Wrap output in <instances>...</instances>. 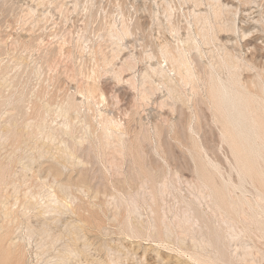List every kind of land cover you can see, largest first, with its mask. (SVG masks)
<instances>
[{"label":"rangeland","instance_id":"obj_1","mask_svg":"<svg viewBox=\"0 0 264 264\" xmlns=\"http://www.w3.org/2000/svg\"><path fill=\"white\" fill-rule=\"evenodd\" d=\"M220 1L0 0V240L11 246L0 241V264H264L261 224L228 231L198 189L194 162L237 184L232 195L264 225L259 188L241 186L212 118L214 130L196 128L194 94L161 56L203 28L199 15L219 26ZM256 2L228 22L242 15L261 29ZM239 37L221 34L240 57ZM219 46L193 53L208 64ZM160 62L189 117L172 112L152 71Z\"/></svg>","mask_w":264,"mask_h":264},{"label":"bare ground","instance_id":"obj_2","mask_svg":"<svg viewBox=\"0 0 264 264\" xmlns=\"http://www.w3.org/2000/svg\"><path fill=\"white\" fill-rule=\"evenodd\" d=\"M196 1L197 4L200 2V0ZM209 1L210 0H208V2ZM238 1L240 4L237 3L236 0H222L217 3L216 7H212L214 8L213 15H215L216 19H219L222 16L226 17L222 18L223 22L220 23L219 26H217V22L215 24L211 22L207 14H204L203 16L199 15V17L196 19V22L199 24V22L202 21L203 28H201V30L200 28H197L196 33L194 34L190 31H186L189 32L187 41L183 40L184 44L182 46L178 44L177 48L174 47L172 49L161 50V56H164L167 65L171 69L170 71L175 72L176 80L182 83L183 87L190 86L191 92L194 94V110L191 113H195L197 117V121H195L196 128L200 130L208 126L211 128V130H214L210 123V119L212 118V123H214L221 132L222 141L230 146L232 152L234 153L235 159L239 164L238 176L240 178L241 186H243L245 182L252 183L255 185V187L259 188V195L256 198L258 201V207L262 209L264 208V36L262 35L264 33V22L261 21L260 18L254 19L255 23L259 24L263 22L262 28L260 29L252 23H246L245 19L241 15L239 18V25L237 26L235 22L237 15L239 12L242 13L246 11L243 10L241 6L249 5L253 2L258 4L256 0ZM262 1L264 0H261V2ZM213 4L215 5V3ZM260 6H263L262 3L259 4V7ZM251 14H254V12ZM261 14H264V9ZM229 15L234 16L235 20L231 21V24L227 20V16ZM147 22L148 21H146V25ZM143 26L144 24H139V27ZM174 29L175 27L173 26L172 31ZM222 33H239V38H242V41H240L239 44V40H237V46L239 49L245 52L244 55H241L240 57L236 56L234 52L237 51L238 48H234L233 50L229 49V47L226 46V43L231 40H229L227 35L226 38H228V41H225V43L224 39H221ZM126 34L127 33L124 32V35ZM259 40H261V44ZM201 44L208 46L210 44H214L216 47L217 44H220L219 50H222V53H218L215 56L213 55L212 57H214L215 61L212 60V62L205 64L200 60V57L202 58L200 54H194V51H198V53L200 52L203 54ZM152 71L156 75L163 77V79L161 78L159 80L160 84H162L167 89L169 97L172 99L174 98L173 103L171 104L172 112L177 111L179 112L180 116H188L187 111H185L183 107L177 108L175 106L177 102H182L183 105L186 106L184 103H187V101L182 96H180V98L174 97L175 95L173 92H177V88L174 87H177L178 85L176 84L174 87L171 85L173 84L172 78L168 77L167 79H164L167 77L168 71L165 72L163 70L162 62L159 63L158 68H152ZM224 71L226 76L222 77L221 74L224 73ZM202 86L205 87L204 91L206 93V97L203 96L204 94H201L203 91L201 89ZM191 123L192 122H190V124ZM211 130L210 132H212ZM216 138L218 137L216 136ZM194 147L198 152L202 150V147L198 143L194 142L193 148ZM193 156L196 160L195 155ZM194 164L199 184L198 189L201 188L199 190H201V192L204 194L206 193L204 198H210L212 203V207H210L212 209V216L215 215L216 217L219 215L220 218H222V224L225 223L226 228L228 226V231H230L229 228L232 227L231 225L234 226L235 223H243L247 220L251 221L250 223L253 224H261L260 231L264 230L263 223H261L259 219H256L257 214L255 213L256 216H250L251 212H247V206L250 207L249 202L246 204L242 199L237 201L235 196L232 195L233 192L239 187L237 184L230 186L228 182L220 181L216 173L211 170V164H198V162H194ZM202 214L206 216V218L209 216L207 212H203ZM193 215L194 218H196L195 223H198L200 218L197 217L195 213H193ZM258 217H261L260 214ZM205 226L207 225L205 224ZM255 226H257V224ZM157 233L159 235L164 234L163 230L160 228L158 229ZM5 235L6 234H4V236ZM2 236L3 235L0 237L3 238L4 236ZM163 236H165V234ZM3 241L2 242L5 245H8V243L5 242L7 240L3 239ZM10 244H13V242H10ZM2 247L3 249L4 247L6 249V246H1L0 248ZM9 248H11V246L9 247L8 245L7 249Z\"/></svg>","mask_w":264,"mask_h":264}]
</instances>
